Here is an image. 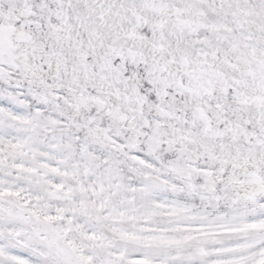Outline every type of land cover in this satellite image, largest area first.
<instances>
[{"label":"snow or ice","instance_id":"6c2138e0","mask_svg":"<svg viewBox=\"0 0 264 264\" xmlns=\"http://www.w3.org/2000/svg\"><path fill=\"white\" fill-rule=\"evenodd\" d=\"M0 264H264V0H0Z\"/></svg>","mask_w":264,"mask_h":264}]
</instances>
